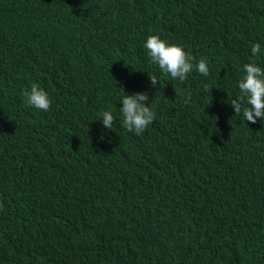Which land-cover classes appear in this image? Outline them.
I'll use <instances>...</instances> for the list:
<instances>
[{"label": "trees", "instance_id": "1", "mask_svg": "<svg viewBox=\"0 0 264 264\" xmlns=\"http://www.w3.org/2000/svg\"><path fill=\"white\" fill-rule=\"evenodd\" d=\"M150 35L209 75L163 74ZM253 62L264 0H0V264H264V119L230 105ZM137 92L140 135L119 110Z\"/></svg>", "mask_w": 264, "mask_h": 264}, {"label": "clouds", "instance_id": "2", "mask_svg": "<svg viewBox=\"0 0 264 264\" xmlns=\"http://www.w3.org/2000/svg\"><path fill=\"white\" fill-rule=\"evenodd\" d=\"M144 48L147 49L150 62L159 67L161 72L172 80L179 83L185 82L187 75L194 69L203 76L209 75L207 61L199 60L195 64L194 58L177 45H169L158 35L147 37ZM261 52V45L255 43L251 47V54L257 56ZM245 75L238 82L240 96L230 102L236 116L241 114L244 120L255 124L257 118L264 119V69L256 63H246L243 65ZM152 87H157L158 79L156 75L149 76ZM207 90V89H206ZM184 103L191 99V92H181ZM26 103L29 107L47 112L51 105L48 94L37 84H32L30 90L23 92ZM149 97L146 92H137L135 95L126 94L121 98L122 105L119 110L122 116V126L128 132L140 135L155 119L154 111L147 106ZM101 123L105 129L113 127L115 117L111 111L100 113Z\"/></svg>", "mask_w": 264, "mask_h": 264}]
</instances>
